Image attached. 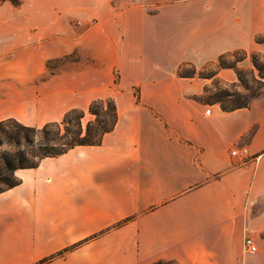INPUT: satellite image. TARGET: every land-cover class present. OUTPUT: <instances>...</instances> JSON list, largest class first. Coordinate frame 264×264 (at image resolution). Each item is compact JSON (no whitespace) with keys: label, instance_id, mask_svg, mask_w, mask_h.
I'll return each instance as SVG.
<instances>
[{"label":"crops","instance_id":"obj_1","mask_svg":"<svg viewBox=\"0 0 264 264\" xmlns=\"http://www.w3.org/2000/svg\"><path fill=\"white\" fill-rule=\"evenodd\" d=\"M263 31L262 0H0V121L41 127L105 98L117 110L100 144L0 192V264H264V94L206 113L177 74L264 54Z\"/></svg>","mask_w":264,"mask_h":264},{"label":"trees","instance_id":"obj_2","mask_svg":"<svg viewBox=\"0 0 264 264\" xmlns=\"http://www.w3.org/2000/svg\"><path fill=\"white\" fill-rule=\"evenodd\" d=\"M13 5H17L19 0H10ZM255 43H264V33L256 34ZM230 60L234 51L223 53L217 58V65L221 69H233L237 80L244 89L249 92V96L241 103L226 106L221 99L230 96L226 91L221 95L213 97V103H219L222 111L228 112L237 108L247 107L253 97L264 93V54L260 52L250 53V62L253 69L252 79L258 83L256 89H252L248 83H245L243 75L246 70L238 69L236 63L246 57ZM177 71L180 77H192L196 72L192 70L188 74ZM216 73L207 76L200 75L203 78H212ZM208 89L204 88L203 92ZM218 98V99H217ZM92 117L83 126L81 119L84 111L80 109H70L59 122H49L41 127L26 126L15 119L9 118L0 121V145H9L14 149H6L0 152V192L11 188L19 183L16 171L19 169L36 167L45 157H53L67 152L69 149L79 145H98L105 133L111 131L117 121V110L114 101L111 98L93 100L87 109ZM264 239V234H263ZM59 254H62L59 253ZM162 264V263H157Z\"/></svg>","mask_w":264,"mask_h":264},{"label":"rangeland","instance_id":"obj_3","mask_svg":"<svg viewBox=\"0 0 264 264\" xmlns=\"http://www.w3.org/2000/svg\"><path fill=\"white\" fill-rule=\"evenodd\" d=\"M7 1L10 2V0H7ZM113 1H117V0H112V2ZM139 1L157 2V0H139ZM262 1L264 2V0ZM263 33L264 31L261 32L260 34H263ZM244 51L246 52V57L242 61L237 62L236 67L238 69L246 70V72L243 75L245 83H248V85L252 89H256L258 83L252 79V73L250 72L252 71L254 74H256V71L253 69L251 62H250V53L256 52V50L245 49ZM241 57H243V52L241 51V49H236L233 56L230 57V60H235ZM192 70H195L196 72L192 77L194 78L193 82L197 83V86L199 87V93L191 95L190 97L202 103L204 105V109H210L211 105L213 104H217L219 106V103L211 104V101H214L213 97L215 99H216V96H219V95H221L222 97L223 91H226L230 95V96L223 97L221 99L222 103H224L226 106H231L234 104L241 103L244 100H246L249 96V92H247L244 89V87L241 85V83L237 80L235 71L233 69L219 68L217 65V59L212 62H207L199 68H195L192 64H189V63H183L181 65L180 72L184 74H188ZM220 70L222 71L220 74H218ZM177 71H179V69ZM211 73H216V75L212 78H203L200 76V75L207 76ZM186 78H191V77H186ZM204 88L208 90L206 92H203ZM134 93L136 94V90ZM91 118L92 117L89 115V113L87 111H84V116L81 119L82 125L84 126L87 123V121H89ZM0 139H1V134H0ZM6 149L12 150L14 149V147L9 146V145H4V144L0 145V152Z\"/></svg>","mask_w":264,"mask_h":264},{"label":"built area","instance_id":"obj_4","mask_svg":"<svg viewBox=\"0 0 264 264\" xmlns=\"http://www.w3.org/2000/svg\"><path fill=\"white\" fill-rule=\"evenodd\" d=\"M209 109H206V113H209ZM231 155L233 156H237L240 160H246L249 158V152L248 149L246 147H241V148H236L233 147V149H231L230 151ZM243 251L245 253H254L257 251V245L255 240L250 237V236H246L244 241H243Z\"/></svg>","mask_w":264,"mask_h":264}]
</instances>
